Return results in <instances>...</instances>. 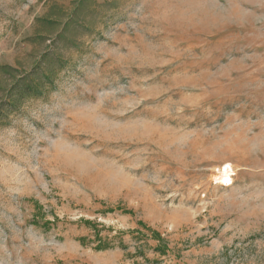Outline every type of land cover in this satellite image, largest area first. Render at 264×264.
Wrapping results in <instances>:
<instances>
[{"label":"rangeland","instance_id":"rangeland-1","mask_svg":"<svg viewBox=\"0 0 264 264\" xmlns=\"http://www.w3.org/2000/svg\"><path fill=\"white\" fill-rule=\"evenodd\" d=\"M0 264H264V0H0Z\"/></svg>","mask_w":264,"mask_h":264},{"label":"trees","instance_id":"trees-1","mask_svg":"<svg viewBox=\"0 0 264 264\" xmlns=\"http://www.w3.org/2000/svg\"><path fill=\"white\" fill-rule=\"evenodd\" d=\"M9 69V68H6ZM50 70V73L47 72H43L42 75L37 76L36 81H30V82H24L22 84H20L17 87V91H16V95H18L19 97H24V96H31V95H37L39 94V92H42V87H44L45 82H51L52 81V77L50 75H52L53 70Z\"/></svg>","mask_w":264,"mask_h":264},{"label":"bare ground","instance_id":"bare-ground-1","mask_svg":"<svg viewBox=\"0 0 264 264\" xmlns=\"http://www.w3.org/2000/svg\"><path fill=\"white\" fill-rule=\"evenodd\" d=\"M228 168H229V165L228 164H226L225 166H224V168H222V169H219L218 171L220 172V175H219V177L218 178H220V181L219 182H225V178H223V176L224 175H227V174H231L232 172H230V173H228ZM223 172V173H222ZM225 173V174H224Z\"/></svg>","mask_w":264,"mask_h":264}]
</instances>
